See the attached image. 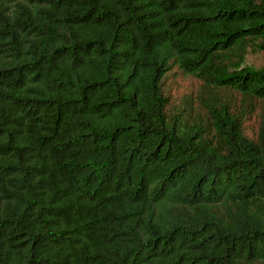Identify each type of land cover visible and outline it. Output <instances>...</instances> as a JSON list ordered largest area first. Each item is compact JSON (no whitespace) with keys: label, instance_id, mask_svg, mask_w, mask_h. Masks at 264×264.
Here are the masks:
<instances>
[{"label":"trees","instance_id":"16d2710c","mask_svg":"<svg viewBox=\"0 0 264 264\" xmlns=\"http://www.w3.org/2000/svg\"><path fill=\"white\" fill-rule=\"evenodd\" d=\"M247 51L264 0H0V264H264Z\"/></svg>","mask_w":264,"mask_h":264},{"label":"rangeland","instance_id":"374dc122","mask_svg":"<svg viewBox=\"0 0 264 264\" xmlns=\"http://www.w3.org/2000/svg\"><path fill=\"white\" fill-rule=\"evenodd\" d=\"M245 61L256 68L264 65L263 52L247 51ZM164 90L169 95L172 102H178L184 96H192L195 98L202 90V82L200 79L180 72L176 67H173L164 78ZM238 99V95H235ZM254 110L244 120L242 131L248 138H255L258 132L260 123L264 120V102L255 100Z\"/></svg>","mask_w":264,"mask_h":264}]
</instances>
